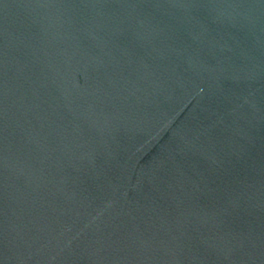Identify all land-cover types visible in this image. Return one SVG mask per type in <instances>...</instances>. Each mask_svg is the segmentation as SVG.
<instances>
[{
    "label": "water",
    "instance_id": "obj_1",
    "mask_svg": "<svg viewBox=\"0 0 264 264\" xmlns=\"http://www.w3.org/2000/svg\"><path fill=\"white\" fill-rule=\"evenodd\" d=\"M0 264H264V0H0Z\"/></svg>",
    "mask_w": 264,
    "mask_h": 264
}]
</instances>
